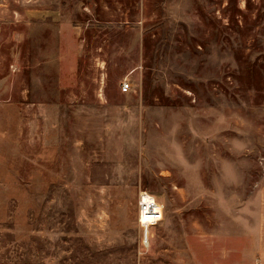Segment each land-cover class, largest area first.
Returning <instances> with one entry per match:
<instances>
[{
	"label": "rangeland",
	"instance_id": "rangeland-1",
	"mask_svg": "<svg viewBox=\"0 0 264 264\" xmlns=\"http://www.w3.org/2000/svg\"><path fill=\"white\" fill-rule=\"evenodd\" d=\"M0 264H264V0H0Z\"/></svg>",
	"mask_w": 264,
	"mask_h": 264
},
{
	"label": "built area",
	"instance_id": "built-area-1",
	"mask_svg": "<svg viewBox=\"0 0 264 264\" xmlns=\"http://www.w3.org/2000/svg\"><path fill=\"white\" fill-rule=\"evenodd\" d=\"M129 84H122V91L128 92ZM163 220V206L155 197L147 192H141L138 198V221L147 230Z\"/></svg>",
	"mask_w": 264,
	"mask_h": 264
}]
</instances>
